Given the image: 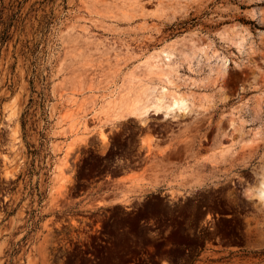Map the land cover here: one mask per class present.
<instances>
[{
    "label": "rangeland",
    "instance_id": "obj_1",
    "mask_svg": "<svg viewBox=\"0 0 264 264\" xmlns=\"http://www.w3.org/2000/svg\"><path fill=\"white\" fill-rule=\"evenodd\" d=\"M174 40L191 107L107 121ZM262 181L264 0H0V264H264Z\"/></svg>",
    "mask_w": 264,
    "mask_h": 264
},
{
    "label": "bare ground",
    "instance_id": "obj_2",
    "mask_svg": "<svg viewBox=\"0 0 264 264\" xmlns=\"http://www.w3.org/2000/svg\"><path fill=\"white\" fill-rule=\"evenodd\" d=\"M129 6H127L126 3L121 5V7L124 8ZM91 7L100 11V4L98 2L92 3ZM102 7V10L110 11L113 8H118L119 6L116 3H104ZM129 8L130 12L136 11V8L133 6ZM156 12L158 14H165L166 11L161 7H158ZM122 14L124 17L129 16L128 12H122ZM245 36L246 34H243L242 37H239L241 40V46L245 45L246 43V39H244ZM180 42L181 41L174 40L167 43L163 49L157 53L149 55V57L143 62L145 66V74H147L150 78L156 77L159 80L165 79L167 81L165 82L166 85H163L161 90H159L157 87H153L149 80L145 81L144 78L133 75L125 80L118 95L113 94L114 96L112 100L108 101L103 107L100 108V114L104 115L105 119L110 122L126 118H137L145 124L146 118L151 111H154L157 115L163 113L167 118V116H169L175 110H188L191 107V104H193V100L195 99L194 95L190 92L181 93L176 88H174L177 84L175 75L179 67L178 63L174 62V59L176 57ZM196 47L197 45L194 44V48ZM207 47L208 46L205 44L198 49L202 52H206L205 50H207ZM74 51L77 52V56L81 59H83L87 54L86 49L75 48ZM192 54L193 58L191 60L195 59L196 52L194 49H192L190 52H186V57H192ZM218 56V53H212L213 58ZM73 73L74 86L76 88H83L86 82L85 72L79 68H76L73 70ZM208 102V98L204 97V102L202 104L205 105ZM101 135L103 138L105 137L103 130L101 131ZM260 136L261 134L258 132L256 133L254 139H258ZM228 153L229 151L221 153L219 155L220 159H225ZM169 161L170 156L167 155L158 158L153 162V165L146 177L147 182L152 187H158L161 185L162 179L167 172L166 164H168ZM169 167L168 170L170 171ZM256 196L264 200V181L260 183V186L256 191Z\"/></svg>",
    "mask_w": 264,
    "mask_h": 264
}]
</instances>
